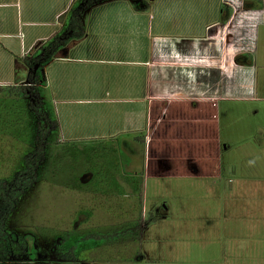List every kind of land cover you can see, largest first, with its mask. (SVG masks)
I'll use <instances>...</instances> for the list:
<instances>
[{
  "label": "rangeland",
  "instance_id": "rangeland-1",
  "mask_svg": "<svg viewBox=\"0 0 264 264\" xmlns=\"http://www.w3.org/2000/svg\"><path fill=\"white\" fill-rule=\"evenodd\" d=\"M244 30L248 51L256 48V54L243 53L244 64L253 56L255 66L251 75L243 72L245 78L232 77L225 88L232 98L199 101L196 109L185 100L176 107L165 101L167 116L141 134L145 142L128 141V153L120 147L127 135L52 147L43 179L28 190L8 225L14 239L26 236L34 245L31 259L0 264H60L41 254L43 241L136 222L143 225L139 240L119 239L116 246L93 248L89 260L63 264H264V24L247 22ZM207 94L219 95V87ZM13 110L0 111L3 125L17 121L21 112L16 105ZM0 134V166L15 174L21 154L12 145L19 143L1 128ZM88 171L93 181L90 175L81 181ZM95 178L104 186H96ZM132 181L141 187V202ZM114 248L122 249L124 261L114 259Z\"/></svg>",
  "mask_w": 264,
  "mask_h": 264
},
{
  "label": "crops",
  "instance_id": "crops-1",
  "mask_svg": "<svg viewBox=\"0 0 264 264\" xmlns=\"http://www.w3.org/2000/svg\"><path fill=\"white\" fill-rule=\"evenodd\" d=\"M73 2L0 0V86L17 84L20 69L26 78L20 59L61 30L60 17ZM263 8V0H153L147 10L132 0H108L90 8L86 35L44 70L41 85L58 119V145L127 135L120 147L128 153V141L145 142L141 134L167 116L165 101L176 107L185 100L196 109L199 101L232 98L225 92L232 77L251 75L255 66L253 56L244 64L243 53L256 54L248 51L245 24H264ZM216 86L219 95L209 96ZM88 175L93 180L88 171L81 181Z\"/></svg>",
  "mask_w": 264,
  "mask_h": 264
},
{
  "label": "trees",
  "instance_id": "trees-1",
  "mask_svg": "<svg viewBox=\"0 0 264 264\" xmlns=\"http://www.w3.org/2000/svg\"><path fill=\"white\" fill-rule=\"evenodd\" d=\"M105 1L108 0H74L68 11L60 17L63 22L61 30L50 40L39 43L34 55L25 57L24 63L28 67L26 78L14 85L0 86V106L5 107V109L1 108L0 111L12 114V111H14L13 106L16 105L17 110L21 112V114H17L18 119L15 118L17 121H12L13 123L10 121L8 124L3 125V119L0 118V128L9 133L6 136L12 137V140L15 139L14 142L19 143L12 146H14V151L19 152V156L21 154V157L17 158L20 163L16 160L14 164V168L18 169L15 174H10L9 171L0 166V170L5 169L6 171L0 173V262L31 259L29 258L31 256L30 251L34 250V245L32 246L28 242L26 236L25 239L23 237H19V239L15 237L14 239L11 233L12 230L8 228V225L14 211L28 190L43 179L44 166L52 157V147L60 143L58 119L53 107L44 99L41 85L45 81L44 70L53 59L59 56L58 54L64 48L86 35L85 13L93 6ZM132 1L138 10H147L152 3L151 0ZM2 100L10 101L3 103ZM10 105L13 106L10 107ZM22 140L23 143H29L30 145H20ZM14 153L11 152L8 157L11 158ZM101 160L100 158L99 161L103 163V160ZM96 178L94 179L95 183ZM136 183L132 181L137 196L136 199L141 202V187ZM101 185H103V182L101 184L96 183V186ZM123 193L122 191L121 195ZM90 213H85L88 218ZM142 228L143 225L136 222L104 231L94 229L81 233L68 231L61 235L57 234L54 242L49 243V245L47 240L46 242L43 241L44 247L40 249V252L42 250V252L50 255L49 259L46 258L47 260H57L60 264L66 262L77 263L88 260L90 258L88 253L90 254V251L95 247L101 245L116 246L118 244L114 243L119 239L129 240V242L135 239L139 240ZM34 241L36 242L37 238ZM52 250H54L53 253ZM113 250V253L117 256L122 251V249L117 248ZM44 256L47 255L44 254ZM114 259L117 260V258Z\"/></svg>",
  "mask_w": 264,
  "mask_h": 264
},
{
  "label": "water",
  "instance_id": "water-1",
  "mask_svg": "<svg viewBox=\"0 0 264 264\" xmlns=\"http://www.w3.org/2000/svg\"><path fill=\"white\" fill-rule=\"evenodd\" d=\"M153 0H151V2H152Z\"/></svg>",
  "mask_w": 264,
  "mask_h": 264
}]
</instances>
